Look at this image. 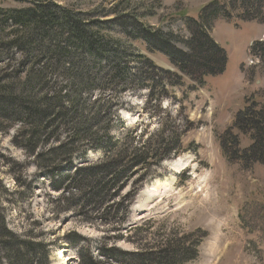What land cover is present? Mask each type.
I'll use <instances>...</instances> for the list:
<instances>
[{
	"label": "rangeland",
	"instance_id": "rangeland-1",
	"mask_svg": "<svg viewBox=\"0 0 264 264\" xmlns=\"http://www.w3.org/2000/svg\"><path fill=\"white\" fill-rule=\"evenodd\" d=\"M43 1L91 16L125 9L121 14L130 13L152 29L187 39L184 17L197 19L205 6L214 1L225 5L226 0ZM28 6V0H0L2 10ZM261 11L264 14V1ZM263 31L255 22L217 20L212 37L225 51L227 63L224 73L206 79L205 86L184 79L182 87H168L164 93L152 86L139 90L130 83L127 88L114 86L104 96L99 92L81 95L87 106L100 97L104 100L93 114L102 113L97 128L99 133L109 131L118 143L115 153L124 148L145 151L154 141L162 148L153 164L136 168L122 189L111 191L112 186L99 204L82 196L76 190L81 184L69 179L75 172L81 175V170L99 165L104 156L100 151L79 145L66 163L58 162L63 155L49 164L46 161L51 158H41L69 140L65 131L58 143H42L34 156L29 155L23 127L9 124L0 131V222L6 231L16 239L44 245L37 258L42 264H65L57 259L62 248L69 264L79 263V253L89 254L99 264H145L163 239L171 249L179 245L191 251L184 264H264V167L255 164L244 169L229 164L219 144L220 135L232 126L246 98L264 105L262 64L253 62L247 67L248 48L258 41L264 45ZM136 49L160 70L172 71L162 55L144 53L140 46ZM19 59L18 52L1 47L0 71H6L0 78L11 80L21 67ZM63 80L64 76L58 77L56 90ZM123 138L126 143L121 146ZM247 143L244 140L242 147ZM180 159L188 160L184 171L172 172L169 165ZM155 181H168L170 188L159 194L153 188ZM144 192L149 193L147 198L140 199ZM3 257L0 251L2 262Z\"/></svg>",
	"mask_w": 264,
	"mask_h": 264
},
{
	"label": "trees",
	"instance_id": "trees-1",
	"mask_svg": "<svg viewBox=\"0 0 264 264\" xmlns=\"http://www.w3.org/2000/svg\"><path fill=\"white\" fill-rule=\"evenodd\" d=\"M227 1V5L214 1L205 6L197 20L185 16L187 39L152 29L130 13L121 14L127 12L125 9L120 12L108 9L91 16L73 13L43 0H28L29 6L25 9H0V48L18 52L21 65L11 80L0 78V131L9 124L23 127L31 156L42 143H58L60 133L65 131L69 140L49 149L41 158H51L46 161L49 164H55L63 155L64 159L58 162L66 163L79 145L87 144V149L100 151L104 156L99 165L81 170V175L75 172L69 180L74 185L81 184L76 190L87 196V200L95 204L103 202L115 187L123 188L136 168L153 164L162 148L154 141L145 151L124 148L115 153L118 143L109 137V131L99 133L97 128L101 122L97 117L102 113L93 114V109L101 108L104 100L100 97L87 106L81 101V95L99 92L104 96L106 92L112 93L114 86L127 88L130 83L136 84L139 90H149L152 86L164 93L168 87H182L184 79L202 87L206 79L222 75L227 56L210 36L214 23L219 19L230 22L233 14L239 13L235 17L239 22L264 25V19L259 17L264 18L261 11L264 0ZM136 44L151 54L165 56L175 72L157 68L137 51ZM250 54L260 59L264 70V45L254 43ZM5 71H0L1 75ZM59 76L66 80L56 90ZM106 121L110 125L111 121ZM241 137L249 141L247 147H242ZM125 143L123 138L120 145ZM219 144L229 164L241 165L244 169L255 164L264 167V106L246 99L232 126L220 135ZM53 166L52 170L56 168ZM54 188L61 190L58 186ZM89 188L91 191L87 192ZM161 243L155 253L147 255L145 264L186 262L189 249L179 245L171 249L165 239ZM44 249L40 243L16 239L0 222V251L4 253V262L0 260V264H42L37 258ZM78 259V264H99L87 253H79Z\"/></svg>",
	"mask_w": 264,
	"mask_h": 264
},
{
	"label": "bare ground",
	"instance_id": "bare-ground-1",
	"mask_svg": "<svg viewBox=\"0 0 264 264\" xmlns=\"http://www.w3.org/2000/svg\"><path fill=\"white\" fill-rule=\"evenodd\" d=\"M188 164V160H184V159H180L178 161H176V163H173V164H170L169 165V168L172 172H179L180 170H183L186 165ZM153 188H158L159 190V194L170 188V183H168V181H163L162 183L160 181H155L154 185H153ZM147 192H144V194L142 193V195L140 196V199L143 198L144 196H146L147 198ZM66 255V252L64 251V249L62 248L61 249V253L59 254V256H57V259H61L63 262L62 263H65V264H69L67 263L66 259H65V256Z\"/></svg>",
	"mask_w": 264,
	"mask_h": 264
}]
</instances>
